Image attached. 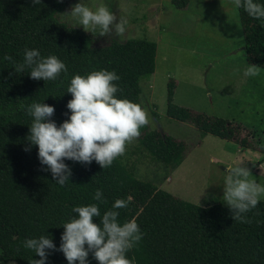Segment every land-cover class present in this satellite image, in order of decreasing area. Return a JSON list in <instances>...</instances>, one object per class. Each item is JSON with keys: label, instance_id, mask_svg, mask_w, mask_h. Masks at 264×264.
<instances>
[{"label": "trees", "instance_id": "16d2710c", "mask_svg": "<svg viewBox=\"0 0 264 264\" xmlns=\"http://www.w3.org/2000/svg\"><path fill=\"white\" fill-rule=\"evenodd\" d=\"M72 0H0V264H28L39 259L23 247L26 238L49 235L58 247L62 224L74 216L73 206L96 203L103 214L117 198L127 199L118 209L119 222L135 217L142 239L127 255L135 264H264V201L245 214L247 222L232 219L227 205L200 206L138 180L118 156L102 169L92 162L83 165L65 161L71 169L69 181L57 185L48 172L41 171L36 146L28 148L26 111L33 102L54 107L57 125L65 120L67 93L73 74L85 75L101 68L120 76L118 98L140 104V82L155 70L156 44L146 39L96 42L95 36L62 21L60 15ZM176 9H185L189 0H170ZM236 10V9H235ZM243 35L247 64L264 70V21L236 10ZM25 48H37L42 56L56 55L67 68L55 81L31 79L25 69L15 72ZM8 55L12 60H4ZM175 80L167 83L166 115L192 124L201 136L211 134L245 149L264 153L253 131L221 118H210L173 104ZM242 129L250 135L242 136ZM156 162L177 168L187 147L148 124L135 138ZM96 189L102 202L92 199ZM99 224V217L93 218ZM89 264H97L91 254ZM47 264H67L63 254L52 251Z\"/></svg>", "mask_w": 264, "mask_h": 264}, {"label": "rangeland", "instance_id": "374dc122", "mask_svg": "<svg viewBox=\"0 0 264 264\" xmlns=\"http://www.w3.org/2000/svg\"><path fill=\"white\" fill-rule=\"evenodd\" d=\"M76 2L72 0L62 14ZM100 2L89 0L93 8ZM106 2L117 18L127 19L126 32L118 38L91 34L96 42L146 39L156 44L155 70L140 82V104L148 111L150 130L157 129L187 147L185 158L173 169L154 161L133 138L119 156L127 168L138 180L200 206L226 205L223 172L233 161L243 160L251 178L264 185V153L211 134L201 136L192 124L166 115L167 83L175 80L173 104L245 127L264 146V70L260 68L256 77L242 78L248 64L238 15L230 0H189L185 9L174 8L170 0ZM60 19L75 26L70 16L60 15ZM247 133L242 129V136Z\"/></svg>", "mask_w": 264, "mask_h": 264}, {"label": "clouds", "instance_id": "9594fccd", "mask_svg": "<svg viewBox=\"0 0 264 264\" xmlns=\"http://www.w3.org/2000/svg\"><path fill=\"white\" fill-rule=\"evenodd\" d=\"M42 0H31L33 6ZM60 2V0H58ZM233 9H243L249 17L264 21V0H230ZM61 15L70 16L75 26L95 36H122L128 27L126 18L110 10L106 0L94 8L89 0H77ZM4 60H12L5 55ZM31 79L55 81L66 73L65 63L56 55L42 56L37 48H25L23 60L14 64L15 72H24ZM259 66L248 64L242 78L256 77ZM120 76L115 70L99 69L85 75L73 74L66 92L71 99L66 104V119L59 125L51 119L54 107L39 102L31 103L26 111L32 117L28 126V148L36 146L41 171L48 172L52 181L64 185L69 181L71 169L65 161L89 165L92 162L102 169L125 152L126 143L140 135V129L149 122L148 111L139 103L118 98ZM222 200L228 206L232 219L247 222L245 214L255 208L264 197V185L252 179L243 160L233 161L224 168ZM93 200L102 202V191L96 189ZM127 199L117 198L111 208L101 211L96 203L73 206L75 213L62 224L63 232L57 247L49 235L26 238L23 247L33 250L39 259L28 264H47L52 251L63 254L67 264H89V254L97 264H135L127 253L142 239L143 233L135 217L119 222L118 209L127 207ZM99 217V224L93 218Z\"/></svg>", "mask_w": 264, "mask_h": 264}]
</instances>
